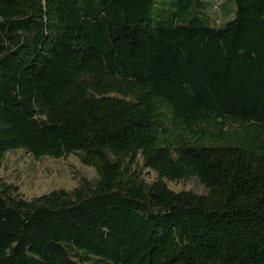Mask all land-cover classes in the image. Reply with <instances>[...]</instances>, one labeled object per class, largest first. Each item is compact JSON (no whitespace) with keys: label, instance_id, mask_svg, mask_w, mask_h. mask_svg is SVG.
<instances>
[{"label":"trees","instance_id":"1","mask_svg":"<svg viewBox=\"0 0 264 264\" xmlns=\"http://www.w3.org/2000/svg\"><path fill=\"white\" fill-rule=\"evenodd\" d=\"M235 5L212 26L202 0H0V164L98 176L0 183V264H264V0Z\"/></svg>","mask_w":264,"mask_h":264},{"label":"rangeland","instance_id":"2","mask_svg":"<svg viewBox=\"0 0 264 264\" xmlns=\"http://www.w3.org/2000/svg\"><path fill=\"white\" fill-rule=\"evenodd\" d=\"M206 3L204 15L212 26H219L232 20V10L236 9L235 0H202ZM228 23V22H227ZM95 182L98 178L96 171L83 165L77 156L68 159L55 160L44 158L35 160L24 150L6 154L0 164V183L13 185L26 199H33L51 193L54 190H74L80 178ZM155 175L149 173L146 180L151 182ZM174 192L189 191L197 195H206L207 191L198 180L189 182L168 183Z\"/></svg>","mask_w":264,"mask_h":264}]
</instances>
